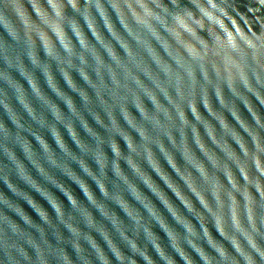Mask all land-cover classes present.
<instances>
[{"label":"water","instance_id":"1","mask_svg":"<svg viewBox=\"0 0 264 264\" xmlns=\"http://www.w3.org/2000/svg\"><path fill=\"white\" fill-rule=\"evenodd\" d=\"M0 264H264V0H0Z\"/></svg>","mask_w":264,"mask_h":264}]
</instances>
